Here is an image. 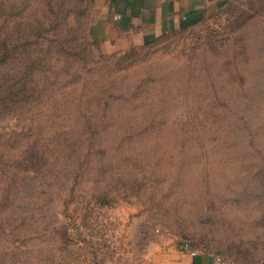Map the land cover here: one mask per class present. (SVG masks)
Here are the masks:
<instances>
[{
  "label": "rangeland",
  "instance_id": "1",
  "mask_svg": "<svg viewBox=\"0 0 264 264\" xmlns=\"http://www.w3.org/2000/svg\"><path fill=\"white\" fill-rule=\"evenodd\" d=\"M98 2L0 0L43 44L65 38L60 53L22 52L33 82L49 80L36 87L50 85L0 119L4 159L34 142L47 152L41 172L8 169L19 214L13 241L0 230V264H155L210 228L222 250L263 243L264 0H231L134 62L94 37Z\"/></svg>",
  "mask_w": 264,
  "mask_h": 264
},
{
  "label": "trees",
  "instance_id": "2",
  "mask_svg": "<svg viewBox=\"0 0 264 264\" xmlns=\"http://www.w3.org/2000/svg\"><path fill=\"white\" fill-rule=\"evenodd\" d=\"M1 5L3 6V4ZM5 10L6 9H4L3 14L2 9H0V20L2 19L0 24V71L5 66L16 63L18 67L22 69L23 76L13 75L9 71L4 72L5 76H2L0 72V119H2V116L5 114L13 112L18 108L25 109L24 112L29 113V110L31 111L37 106L36 101L44 97L47 91L46 88L50 85L49 82L48 84H43L41 87H36V84L40 83L39 80H49L47 78H40L36 84L33 82L34 73L32 68H34V66L29 63L28 59L22 57V52L31 54L38 52L39 50H33L29 48L30 46L40 45L41 47H47L51 45L58 48L60 47V53L64 50L65 46L64 37H61L58 41L50 40V43L46 45L43 44L41 40L43 38L41 35L43 28H32L30 26V21H25L24 24H22V22L16 23L17 21L14 19L13 15L9 17L8 15L10 14L6 15L7 13ZM207 17L192 27L164 34L147 44L133 47L127 50L124 54L128 61L132 60V62H134L136 61V56L141 54L140 50L150 49L153 46L161 44L169 37V35L179 34L181 32L199 27L207 19ZM11 20L12 24H10ZM20 25V32L17 36L16 32L18 31ZM31 32L33 33V36H35L32 37L33 39L29 38ZM40 50L45 51L43 48ZM37 57H39L38 61L42 62V56ZM99 58L105 60L106 62H111L114 67L118 64L116 59H112L113 57L110 56L104 57L99 53ZM93 67L95 68V66H92L91 68ZM162 125L164 124L162 123ZM5 147L7 148V145H5V142L2 143L0 139V230L2 233L4 232V236L12 240L14 235H8V233H10V229L12 228V222L15 221L13 217L17 218L19 213L14 208V194L11 193L9 188L11 186V182L15 180L16 175L13 173L10 175L8 173V169H28L41 172L37 169H40L44 165V159L47 152L34 142L28 146L21 159H15L13 157L8 160L4 159L7 155L2 151ZM1 157H3L4 161H1ZM21 164H23L24 167H21ZM45 164H47V161ZM205 234L203 245L191 238L185 239L183 242H188L191 248L195 250L202 249L213 251L215 255H224L229 261H232V264H262L264 262V242L260 244V240H258L259 236H256V234L254 237L256 240L253 242V246H247L244 248L240 246L239 243L230 242L226 247H223V250L220 248V245L217 246L218 239L213 237V229H208ZM200 246H202V248H199ZM31 261H33V258H31ZM15 264H18V261H16Z\"/></svg>",
  "mask_w": 264,
  "mask_h": 264
},
{
  "label": "crops",
  "instance_id": "3",
  "mask_svg": "<svg viewBox=\"0 0 264 264\" xmlns=\"http://www.w3.org/2000/svg\"><path fill=\"white\" fill-rule=\"evenodd\" d=\"M231 0H99L100 18L94 37L106 52L127 51L164 34L198 24ZM193 255L175 245L156 253L155 264H214L215 253L198 249Z\"/></svg>",
  "mask_w": 264,
  "mask_h": 264
},
{
  "label": "built area",
  "instance_id": "4",
  "mask_svg": "<svg viewBox=\"0 0 264 264\" xmlns=\"http://www.w3.org/2000/svg\"><path fill=\"white\" fill-rule=\"evenodd\" d=\"M181 249L188 250L193 255L197 254V251L195 249H192L188 243L183 244L181 246ZM214 264H227V263L224 261V259L221 256L216 255Z\"/></svg>",
  "mask_w": 264,
  "mask_h": 264
}]
</instances>
